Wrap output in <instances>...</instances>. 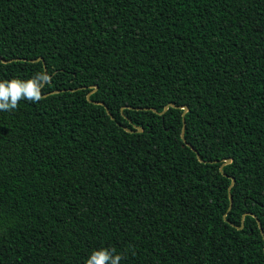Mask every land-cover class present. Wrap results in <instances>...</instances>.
I'll use <instances>...</instances> for the list:
<instances>
[{
    "label": "trees",
    "instance_id": "trees-1",
    "mask_svg": "<svg viewBox=\"0 0 264 264\" xmlns=\"http://www.w3.org/2000/svg\"><path fill=\"white\" fill-rule=\"evenodd\" d=\"M45 70L0 111V264H264V0H0V80Z\"/></svg>",
    "mask_w": 264,
    "mask_h": 264
},
{
    "label": "clouds",
    "instance_id": "clouds-1",
    "mask_svg": "<svg viewBox=\"0 0 264 264\" xmlns=\"http://www.w3.org/2000/svg\"><path fill=\"white\" fill-rule=\"evenodd\" d=\"M51 75L45 70L37 72L27 79L13 77L0 80V111L15 110L23 100L40 102L45 85L51 83ZM122 255L115 249L100 248L94 250L85 264H120Z\"/></svg>",
    "mask_w": 264,
    "mask_h": 264
},
{
    "label": "water",
    "instance_id": "water-1",
    "mask_svg": "<svg viewBox=\"0 0 264 264\" xmlns=\"http://www.w3.org/2000/svg\"><path fill=\"white\" fill-rule=\"evenodd\" d=\"M94 88H95V87H94ZM87 95H88V94H87ZM165 108H166V106L164 107V109H165ZM181 108H182V113H181V116H182L183 113H184V111L186 110V106H182ZM183 126H184V124H183V121H182L181 133H182V130H183ZM137 130L139 131L140 128H138ZM227 162H229V158H226V159L220 164V166H219V170H221V167H222L225 163H227ZM232 181H233V179L231 178L230 185H231ZM229 204H230V196H229ZM257 224L259 225V223H257ZM262 237H263V236H262Z\"/></svg>",
    "mask_w": 264,
    "mask_h": 264
}]
</instances>
